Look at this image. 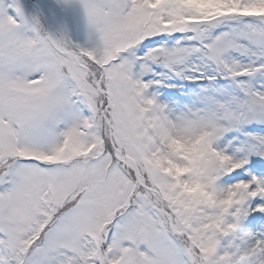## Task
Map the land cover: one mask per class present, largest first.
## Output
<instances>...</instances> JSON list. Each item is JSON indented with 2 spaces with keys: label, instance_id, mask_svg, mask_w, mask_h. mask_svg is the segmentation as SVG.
I'll return each instance as SVG.
<instances>
[{
  "label": "snow or ice",
  "instance_id": "obj_1",
  "mask_svg": "<svg viewBox=\"0 0 264 264\" xmlns=\"http://www.w3.org/2000/svg\"><path fill=\"white\" fill-rule=\"evenodd\" d=\"M0 264H264V0H0Z\"/></svg>",
  "mask_w": 264,
  "mask_h": 264
}]
</instances>
